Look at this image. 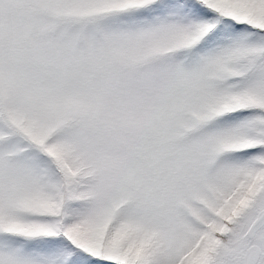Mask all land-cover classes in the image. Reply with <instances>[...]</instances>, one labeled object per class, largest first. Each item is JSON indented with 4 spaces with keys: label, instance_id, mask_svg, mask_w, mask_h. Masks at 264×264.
<instances>
[{
    "label": "snow or ice",
    "instance_id": "6c2138e0",
    "mask_svg": "<svg viewBox=\"0 0 264 264\" xmlns=\"http://www.w3.org/2000/svg\"><path fill=\"white\" fill-rule=\"evenodd\" d=\"M0 264H264V0H0Z\"/></svg>",
    "mask_w": 264,
    "mask_h": 264
}]
</instances>
